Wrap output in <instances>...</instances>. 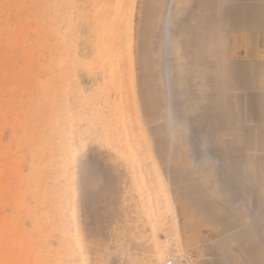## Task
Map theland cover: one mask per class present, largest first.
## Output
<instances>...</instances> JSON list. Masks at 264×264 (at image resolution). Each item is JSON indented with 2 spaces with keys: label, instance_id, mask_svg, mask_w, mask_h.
I'll return each instance as SVG.
<instances>
[{
  "label": "rangeland",
  "instance_id": "rangeland-1",
  "mask_svg": "<svg viewBox=\"0 0 264 264\" xmlns=\"http://www.w3.org/2000/svg\"><path fill=\"white\" fill-rule=\"evenodd\" d=\"M213 14L0 0V264H264L254 125L214 105Z\"/></svg>",
  "mask_w": 264,
  "mask_h": 264
},
{
  "label": "crops",
  "instance_id": "crops-1",
  "mask_svg": "<svg viewBox=\"0 0 264 264\" xmlns=\"http://www.w3.org/2000/svg\"><path fill=\"white\" fill-rule=\"evenodd\" d=\"M208 9L216 42L214 105L223 107L221 118L254 125L264 204V0H208Z\"/></svg>",
  "mask_w": 264,
  "mask_h": 264
},
{
  "label": "bare ground",
  "instance_id": "bare-ground-1",
  "mask_svg": "<svg viewBox=\"0 0 264 264\" xmlns=\"http://www.w3.org/2000/svg\"><path fill=\"white\" fill-rule=\"evenodd\" d=\"M167 39V38H166ZM150 54L148 55V56H145L143 59H142V63H143V65H151L152 63H148V60H150ZM147 73H148V75L150 74V72H148V71H146ZM155 73V72H154ZM146 74V73H145ZM147 75V76H148ZM164 87V86H163ZM151 88V86H149V85H147V88H146V90L148 91V92H150V89ZM159 98V97H158ZM166 98V97H165ZM151 99V98H150ZM155 99V98H154ZM151 104V103H150ZM149 109V108H148ZM132 136V135H131Z\"/></svg>",
  "mask_w": 264,
  "mask_h": 264
}]
</instances>
